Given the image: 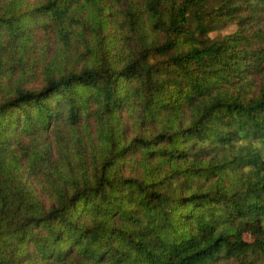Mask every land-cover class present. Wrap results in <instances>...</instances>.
<instances>
[{
	"label": "trees",
	"instance_id": "obj_1",
	"mask_svg": "<svg viewBox=\"0 0 264 264\" xmlns=\"http://www.w3.org/2000/svg\"><path fill=\"white\" fill-rule=\"evenodd\" d=\"M0 264H264V0H0Z\"/></svg>",
	"mask_w": 264,
	"mask_h": 264
}]
</instances>
